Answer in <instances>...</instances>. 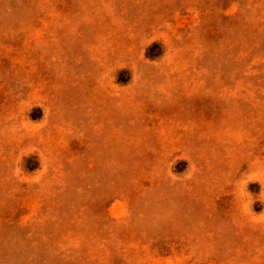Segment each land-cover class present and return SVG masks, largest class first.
Instances as JSON below:
<instances>
[{
  "label": "rangeland",
  "instance_id": "374dc122",
  "mask_svg": "<svg viewBox=\"0 0 264 264\" xmlns=\"http://www.w3.org/2000/svg\"><path fill=\"white\" fill-rule=\"evenodd\" d=\"M0 264H264V0H0Z\"/></svg>",
  "mask_w": 264,
  "mask_h": 264
}]
</instances>
